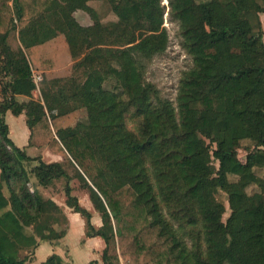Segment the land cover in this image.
Here are the masks:
<instances>
[{
    "label": "trees",
    "instance_id": "1",
    "mask_svg": "<svg viewBox=\"0 0 264 264\" xmlns=\"http://www.w3.org/2000/svg\"><path fill=\"white\" fill-rule=\"evenodd\" d=\"M110 1L118 20L106 24L94 9L98 29L93 31L75 17L70 0H0V48L11 76L10 101L0 103V264H27L37 237L65 233L56 228L62 209L32 187L23 160L38 161L39 183L67 179L66 202L84 217L87 236L104 239L102 264H120V257L126 264H264V178L255 170L264 166L259 11L243 0H169L194 63L181 78L175 105L134 71L137 57L166 49L161 0ZM14 30L17 50L8 42ZM60 33L74 61L72 73L42 79V100L35 99L28 55L32 46ZM105 73L114 76L117 88L106 87ZM23 96L28 100H20ZM81 107L88 118L73 126ZM130 107L142 117L138 134L126 125ZM8 111L26 115L28 146L9 136ZM36 126L57 136L58 146L51 150L68 164L47 163L29 152ZM243 141L251 144L245 161L239 157ZM74 177L86 181L102 218L99 228L72 194ZM252 185L262 190L249 192ZM220 190L228 195L231 228L216 196ZM167 214L189 226L201 223L203 253L200 243L187 250ZM24 220L31 230L20 224ZM41 264L68 263L53 254Z\"/></svg>",
    "mask_w": 264,
    "mask_h": 264
},
{
    "label": "rangeland",
    "instance_id": "2",
    "mask_svg": "<svg viewBox=\"0 0 264 264\" xmlns=\"http://www.w3.org/2000/svg\"><path fill=\"white\" fill-rule=\"evenodd\" d=\"M70 3L75 7V16L78 21L90 27L93 31L97 30L98 27L94 25V22L91 18V12L95 9L99 15L100 19L108 24L113 21H117L118 17L112 10L111 1L110 0H70ZM161 4L164 6V23L163 27L166 29L168 34V40L166 49L159 54H156L152 57H137L134 71L136 74L141 76V79L144 84H152L156 90L159 92L162 98L168 99L172 101L175 105L177 104V96L181 78L183 75L190 70L193 66V57L187 52L182 44V36L180 30V24L174 20L170 14V5L169 0H161ZM145 26L151 28V24L144 19ZM9 44L17 50L20 46L19 43V35L17 30L12 31L9 40ZM119 46V45H118ZM32 70L34 74V79L36 81V89L33 91V96L35 99L41 98V92L39 87L43 86L42 83L46 78L53 77H64L69 76L72 73V65L73 59L71 57L67 41L63 33H60L55 39L37 46L33 53L31 52L28 55ZM108 70V69H107ZM107 72V71H106ZM106 82L105 85L109 89L117 88L115 85L114 76L110 73H105ZM43 79V80H42ZM114 80V81H113ZM11 82V76L6 72L4 66V55L0 48V103L1 102H9L11 92L8 89V84ZM58 86H61L59 83ZM120 92V89H118ZM124 97V95H123ZM20 100H28L27 97H19ZM74 105V102H73ZM78 116L75 120L74 125L77 122H85L88 118V111L86 107H81L77 110ZM5 118L7 123L9 124L10 133L9 136L17 145H23L27 138V125L25 122L26 115L22 114V116H15L10 111L6 112ZM48 118H50L48 116ZM126 125L127 128L133 133L138 134L140 130V126L142 123V117L137 115L134 107H130L129 111L126 113ZM33 135L31 139V153L36 157H43L45 162H49L53 160L54 156L52 154L51 149H56L58 146L57 136L49 133V130L43 128L42 126H36L33 130ZM21 134L22 142L18 139V136ZM28 143V140L25 144ZM215 146V145H214ZM251 147V144L248 141H243L241 148L239 149V157L242 161L246 160L247 150ZM26 175L30 179L32 187H36L40 185V187L46 186V184L37 183L39 182L38 176L34 173V167L38 165V161L32 160L22 161ZM65 163H67L65 161ZM68 164V163H67ZM215 166L218 168V161L214 160ZM70 172L74 173V170L69 168ZM257 175L264 178V166L255 168ZM81 181H77V188L87 192L85 179L80 178ZM231 179H235V177H231ZM36 180V182H32ZM61 179H59L60 181ZM64 180V179H62ZM58 181V180H57ZM65 181L62 182V186L64 187ZM57 188V186L55 185ZM5 192L9 194L8 189L5 187ZM249 192L259 191L257 185H252L249 187ZM65 192V191H64ZM217 198L224 202L226 206V212L224 213V221L227 224L228 228H231L235 225L233 221L230 220L231 209L229 208L228 203V195L225 191L220 190L216 194ZM165 212L166 208H164ZM167 218L172 223L174 229H176L178 237L182 240L183 244L186 246L187 250L194 251L197 248V244L200 243L201 249H199L202 253L204 252V236L201 227V223L197 226H189L186 222L181 219L175 220L170 215L167 214ZM21 225L29 226V222L24 220L21 221ZM58 226L56 227L59 231L63 232L66 229V221L63 214L59 216ZM4 225L3 220L0 219V227ZM31 226V224H30ZM27 227L29 230L31 228ZM26 228V229H27ZM52 233L50 236H54ZM8 238L2 237L1 244L4 245L5 239ZM61 239L56 235L54 240ZM27 254L26 252L22 253V255ZM30 259H28L27 264H29L33 260L32 254H27ZM27 257V258H28ZM122 262V263H121ZM120 264H126L124 260L120 261Z\"/></svg>",
    "mask_w": 264,
    "mask_h": 264
},
{
    "label": "crops",
    "instance_id": "3",
    "mask_svg": "<svg viewBox=\"0 0 264 264\" xmlns=\"http://www.w3.org/2000/svg\"><path fill=\"white\" fill-rule=\"evenodd\" d=\"M243 3L247 8L259 11L262 27L264 30V0H243ZM49 41L32 46L31 52L33 53L37 46L43 45ZM20 116H22V114ZM25 131L27 132L28 136L24 143L22 142L23 139L21 138V134L18 136V139L23 144L21 146L18 145L20 147H26L29 144L30 131L28 126L27 130ZM27 140L28 143L25 144ZM29 152H31V150H29ZM52 154L54 158L50 162L65 161V157L62 154L54 153L53 151ZM45 158L46 157L44 156L43 159ZM78 180L81 181L79 177H74L69 182L70 186L73 188L72 194L77 196L81 205L92 214V223L96 228H99L102 225V218L99 212L95 209L88 191L84 192L83 190L77 188L76 183ZM63 181H65V184L67 183L66 178H61L60 181L58 180L54 184H47L42 188L40 185L37 186L42 194L52 199L62 209V213L64 214L66 221V229H64V235L60 236L61 239L54 240L56 234L54 236L47 234L42 237H37L38 245L34 250V258L29 264H41L53 254H58L61 256L63 261L68 264H91V262L95 260L102 264V254L105 248L104 239L100 236H87L84 217L79 212H77L74 207L70 206L66 202L67 196L64 192V187L62 186ZM32 182H36V180Z\"/></svg>",
    "mask_w": 264,
    "mask_h": 264
}]
</instances>
